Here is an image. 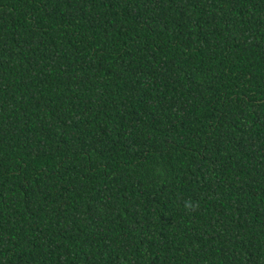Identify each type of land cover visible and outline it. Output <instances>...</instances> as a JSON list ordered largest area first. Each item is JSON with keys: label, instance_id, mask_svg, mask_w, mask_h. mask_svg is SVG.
<instances>
[{"label": "trees", "instance_id": "1", "mask_svg": "<svg viewBox=\"0 0 264 264\" xmlns=\"http://www.w3.org/2000/svg\"><path fill=\"white\" fill-rule=\"evenodd\" d=\"M0 264H264V0H0Z\"/></svg>", "mask_w": 264, "mask_h": 264}]
</instances>
